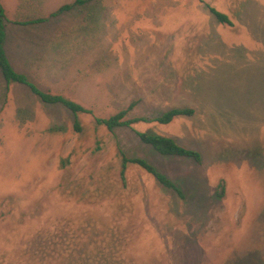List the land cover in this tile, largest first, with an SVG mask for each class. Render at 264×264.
Returning a JSON list of instances; mask_svg holds the SVG:
<instances>
[{"label":"rangeland","instance_id":"374dc122","mask_svg":"<svg viewBox=\"0 0 264 264\" xmlns=\"http://www.w3.org/2000/svg\"><path fill=\"white\" fill-rule=\"evenodd\" d=\"M34 1L0 0L4 18ZM73 1L42 0L39 14ZM33 30L32 67L16 68L91 113L0 85V264H264V0H91ZM131 102L128 118L195 111L112 132L94 123ZM133 131L201 162L160 157ZM118 149L184 198L134 165L121 183Z\"/></svg>","mask_w":264,"mask_h":264},{"label":"trees","instance_id":"16d2710c","mask_svg":"<svg viewBox=\"0 0 264 264\" xmlns=\"http://www.w3.org/2000/svg\"><path fill=\"white\" fill-rule=\"evenodd\" d=\"M91 0H74L70 4H64L59 6L55 11L51 12L48 16H41L39 13L40 5L42 0H35L34 3H26L24 5L25 9H30L29 12L33 13V16L27 15L28 13L22 14L17 12L19 15H24V17L19 16L13 20L12 24L26 26V25H40L47 21V19L58 17L59 15L72 10L74 7L82 6L86 2ZM204 7L207 9L208 13L215 19L218 24L230 25L229 18L205 4ZM37 13V14H36ZM36 14V15H35ZM27 15V16H26ZM17 17V15H16ZM8 21L4 18V11L0 4V75L3 79L5 89L10 84L23 85L28 92L35 97L40 103L45 106H62L72 115L77 114H90L91 112L75 103L69 99L62 97L57 94H50L48 92L40 90L33 82H31L23 74L15 73L9 66L3 51V41H4V30L5 25ZM136 105V102H131L127 105L125 109H121L116 113L112 114L107 118H94V123L97 126H102L106 131L112 132L116 128L124 127L131 129L133 124L136 123H156L158 125H166L170 123L174 118L184 117L189 118L194 114V109L190 107L182 108H170L163 112L158 113L152 118L145 117H133L128 118L127 115L129 111ZM72 130L74 132H79L80 127L76 120L72 123ZM134 135L137 137L139 142L150 148L151 152L163 157V158H176V159H187L199 164L201 162L200 154L188 148H185L177 144L173 139L161 135H157L150 132H136L133 131ZM119 157V179L121 183L124 182V171L129 165H134L144 171L146 174L150 175L154 181L162 188L174 192L180 199H183V194L180 188L170 181L165 175L161 174L153 165L143 158L135 156H127L121 150L118 149ZM222 196V190L216 192L215 197L220 199Z\"/></svg>","mask_w":264,"mask_h":264},{"label":"crops","instance_id":"0c3cea01","mask_svg":"<svg viewBox=\"0 0 264 264\" xmlns=\"http://www.w3.org/2000/svg\"><path fill=\"white\" fill-rule=\"evenodd\" d=\"M7 21L8 23L5 25L3 41L4 55L10 67L13 68L15 73L22 74V70L16 67H32L33 63L34 54H32L31 49L34 45V42L32 40L34 25L20 26L12 24L13 21ZM20 30H23L25 34L17 33ZM0 85L5 88L1 75ZM9 86H7V88Z\"/></svg>","mask_w":264,"mask_h":264}]
</instances>
